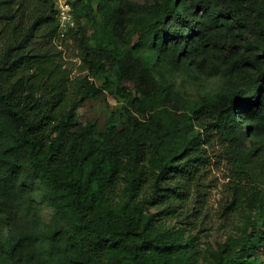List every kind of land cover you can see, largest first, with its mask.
Listing matches in <instances>:
<instances>
[{
  "label": "trees",
  "instance_id": "obj_1",
  "mask_svg": "<svg viewBox=\"0 0 264 264\" xmlns=\"http://www.w3.org/2000/svg\"><path fill=\"white\" fill-rule=\"evenodd\" d=\"M72 8L61 36L53 0H0V264H196L194 238L149 208L168 210L198 189L214 141L241 166L239 124L243 134L264 130V0H75ZM68 41L86 71L74 78ZM159 65L224 83L190 99ZM103 90L116 103L100 128L76 109ZM233 190L238 210L251 187ZM11 194L27 202L26 230L6 228ZM35 198L52 208L48 222ZM247 225L214 264H264L262 204Z\"/></svg>",
  "mask_w": 264,
  "mask_h": 264
},
{
  "label": "rangeland",
  "instance_id": "obj_2",
  "mask_svg": "<svg viewBox=\"0 0 264 264\" xmlns=\"http://www.w3.org/2000/svg\"><path fill=\"white\" fill-rule=\"evenodd\" d=\"M75 0H53L60 29L65 32L74 23L72 3ZM140 5L150 0H130ZM72 24V25H71ZM76 44L68 41L65 50V65L70 69L72 78L83 75L86 71L79 69L80 58ZM158 72L171 89L190 99L198 98L201 94L217 90L223 85V76L204 74L192 77L185 72H171L159 65ZM159 73V74H160ZM96 85L102 82L101 76L89 77ZM115 100L102 91L85 99L76 111L82 119H94L101 128L108 117L109 110L114 107ZM241 129L239 147L247 151L241 166L236 163L233 154L226 155L224 149L212 143L211 162L198 179L199 186H191L187 197L173 200L172 206L165 210L164 205L150 207L156 212L161 223L174 229H179L184 238L192 237L197 245L196 264H214L216 255H227L231 252L232 242L243 235L248 229L247 221L256 220L257 204L264 206V130L251 134H243ZM234 182L247 184L251 187V200L242 203L235 209L233 199ZM4 210L7 212L8 225L12 231L28 229L31 224L29 209L23 197L11 194L4 199ZM39 217L48 222L52 208L46 203L39 204ZM164 209V210H162Z\"/></svg>",
  "mask_w": 264,
  "mask_h": 264
},
{
  "label": "built area",
  "instance_id": "obj_3",
  "mask_svg": "<svg viewBox=\"0 0 264 264\" xmlns=\"http://www.w3.org/2000/svg\"><path fill=\"white\" fill-rule=\"evenodd\" d=\"M72 24H73V23H72ZM72 24H71V25H72ZM60 31H61V29H60ZM63 33H64V32L61 31V36H63Z\"/></svg>",
  "mask_w": 264,
  "mask_h": 264
}]
</instances>
